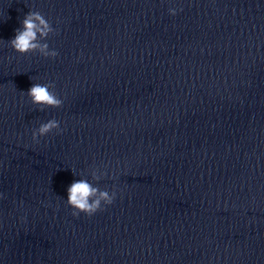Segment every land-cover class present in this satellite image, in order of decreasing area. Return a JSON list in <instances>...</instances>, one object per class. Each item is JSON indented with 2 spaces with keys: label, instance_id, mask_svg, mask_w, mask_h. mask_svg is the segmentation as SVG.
<instances>
[{
  "label": "clouds",
  "instance_id": "obj_1",
  "mask_svg": "<svg viewBox=\"0 0 264 264\" xmlns=\"http://www.w3.org/2000/svg\"><path fill=\"white\" fill-rule=\"evenodd\" d=\"M182 11V9H180ZM169 15L175 16L177 9L169 8ZM52 34H58L51 22L39 11H29L21 21V27L16 29L14 38L8 41L9 46L20 55L35 54L45 58H56L59 53L55 49H50L46 42ZM52 83H34L26 92L33 105L44 108H60L63 101L53 91ZM54 131L59 134L62 132L60 122L50 119L41 123L37 129L32 131V140L39 143V138L47 136ZM93 181L101 180L106 173H100L93 169L90 173ZM116 199V192L113 190H102L94 186L88 179L74 181L67 188V205L73 210L72 215L79 217L81 213L88 217L102 211L104 206H110Z\"/></svg>",
  "mask_w": 264,
  "mask_h": 264
}]
</instances>
